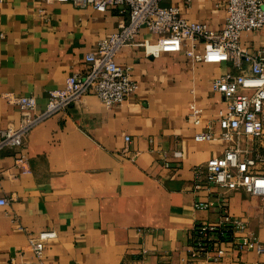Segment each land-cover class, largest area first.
Here are the masks:
<instances>
[{
  "label": "crops",
  "instance_id": "0c3cea01",
  "mask_svg": "<svg viewBox=\"0 0 264 264\" xmlns=\"http://www.w3.org/2000/svg\"><path fill=\"white\" fill-rule=\"evenodd\" d=\"M160 4L211 30H220L227 15L225 0ZM127 21L118 9L0 0V133L19 120L10 96H34L43 110L51 92L87 71L85 57L99 41ZM156 38L145 29L135 36ZM240 40L255 52L264 47V28L244 31ZM196 52H204L201 44ZM116 60L131 68L133 95L113 106L86 96L39 123L21 151L26 171L16 164L18 152L0 155V198L9 200L0 206V264L32 261L27 235L44 230L56 232L45 245L46 264H264V253L224 244L222 254L211 248L189 260L195 226L219 222L222 210L264 245V197L205 180L194 188L195 166L229 146L194 137L210 124L218 131L225 101L211 85L235 69L223 60H192L184 50L147 57L139 46L121 48ZM191 103L202 112L199 124L189 117ZM240 143L264 173V140ZM196 202L213 206L199 209Z\"/></svg>",
  "mask_w": 264,
  "mask_h": 264
},
{
  "label": "built area",
  "instance_id": "2783aa9c",
  "mask_svg": "<svg viewBox=\"0 0 264 264\" xmlns=\"http://www.w3.org/2000/svg\"><path fill=\"white\" fill-rule=\"evenodd\" d=\"M45 5L70 3L79 8H92L98 12L118 9L127 13L128 21L121 23L118 30L101 39L95 51L89 52L85 61L88 69L84 74L68 78L61 90L51 92L45 108L37 111V100L31 95L10 96L8 101L19 109V120L0 133V155L6 150L19 153L16 164L26 171L27 159L21 152L30 131L48 117L70 105L80 103L86 96L98 97L106 106L123 103L138 88L131 77L129 66H120L117 52L125 46H139L145 56L158 57L161 53L184 50L185 55L195 61H227L235 69L228 71L212 82V90L222 95L225 108L216 119L218 131L213 124L195 135L196 141L222 139L229 146L220 157H212L203 165L193 169L195 189L203 181L217 187L234 191L242 190L251 195L264 197V173L257 168L255 158L243 149L240 139L264 140V47L252 52L241 44V33L264 28V0H225L224 24L220 30H211L205 24L187 20L176 6H163L162 0H36ZM189 5L192 0H184ZM142 29L157 36L156 41L145 39L137 42L135 36ZM201 44L203 53H197ZM201 110L191 103L189 117L199 124ZM125 141H130L126 136ZM179 155V153H177ZM168 166L167 163H165ZM1 177V173H0ZM0 198V206L8 204ZM199 209H210L211 202H196ZM222 202L220 207L224 208ZM217 223H201L199 235L192 236L189 260H196L210 252V245L222 254V246H233L239 251L256 250L264 253L262 245L247 231L241 220L233 218L225 210ZM217 229L232 233V240L221 242L213 238ZM239 234V236H237ZM56 237L53 230L28 234L27 242L33 260L26 264H46L44 249L48 240ZM10 264H17L11 262ZM22 264V263H20Z\"/></svg>",
  "mask_w": 264,
  "mask_h": 264
},
{
  "label": "trees",
  "instance_id": "16d2710c",
  "mask_svg": "<svg viewBox=\"0 0 264 264\" xmlns=\"http://www.w3.org/2000/svg\"><path fill=\"white\" fill-rule=\"evenodd\" d=\"M199 228H200V224H197L193 230V234L195 235H199ZM213 238H217L218 240L221 242H228L232 240V233H230L229 231L225 230V229H217L215 231H213L212 233ZM210 249L212 248V245H210L209 247Z\"/></svg>",
  "mask_w": 264,
  "mask_h": 264
}]
</instances>
